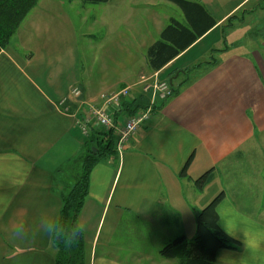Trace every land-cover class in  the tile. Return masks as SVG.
Returning a JSON list of instances; mask_svg holds the SVG:
<instances>
[{"label":"crops","instance_id":"obj_1","mask_svg":"<svg viewBox=\"0 0 264 264\" xmlns=\"http://www.w3.org/2000/svg\"><path fill=\"white\" fill-rule=\"evenodd\" d=\"M60 1L41 0L35 9L67 13V0ZM214 1L195 0L216 18L215 27L163 69L152 71L146 58L147 69L135 74L121 39L112 49L88 48L70 16V32L33 48L28 42L41 30L26 17L0 52V264H55L52 234L63 196L77 181L75 160L102 131L93 124L85 134L79 122L89 104L102 105V93L132 85L133 98L148 100L147 79L172 80L180 92L157 103L118 159L92 169L79 215L87 264H175L160 250L176 234L187 235L175 226L185 212L194 215L199 207L193 202L207 189L198 191L189 177L212 168L211 185L225 193L217 208L220 225L241 242L238 250H219L215 264H264V40L247 43L245 52L231 50L225 29L247 28H241L245 20L232 27L226 20L251 0H239L220 16L210 7ZM106 11L113 12L112 25L126 20L122 9ZM229 38L235 45L237 34ZM90 52L92 67L83 61ZM211 57L214 65L196 68ZM73 88L81 90L79 97ZM189 159L188 175L181 176Z\"/></svg>","mask_w":264,"mask_h":264},{"label":"trees","instance_id":"obj_2","mask_svg":"<svg viewBox=\"0 0 264 264\" xmlns=\"http://www.w3.org/2000/svg\"><path fill=\"white\" fill-rule=\"evenodd\" d=\"M67 1L72 2L75 0ZM80 1L83 5H100L111 0ZM168 1L177 4L182 9L187 24L172 18L171 22L162 30L160 38L148 47L147 62L150 69L155 72L163 69L218 23L216 18L200 2L191 0ZM39 2L40 0H0V52L10 45L26 17ZM248 13L250 12L244 11L240 18L236 14L229 16L226 20L227 26L232 27L235 21L243 22L244 16ZM215 62H217V59L211 57L210 60L198 64L196 68L202 65H214ZM190 72L191 70L185 71L186 74ZM171 86L173 92L170 97L178 94L181 88V86L174 87L173 83H171ZM144 97L142 95L140 98L124 101L117 109H114L111 113L115 123L119 124V118L122 115L128 118L145 110L150 105L151 95L149 94L148 100H145ZM166 100H163L162 103ZM101 129L102 131L98 133L97 140L95 142L88 141L85 144L83 153L75 160L77 181L69 192L63 196V205L52 234L55 264L88 263L85 233H82L78 240L71 245H67L65 242L75 239L78 230L82 229L79 225V215L89 194L92 169L100 162L118 159L121 152L118 149L119 137L115 130L113 128L108 131ZM190 161L191 159L186 163L180 174L181 176L188 175L187 170ZM214 178V168L196 179L189 177L194 181L195 187L199 191H203L210 185ZM224 198L225 193L220 192L204 208H195L196 233L192 237L181 235L167 242L160 250L161 257L174 259L176 260L175 264H215L219 250L240 249L241 242L231 237L220 225L217 208Z\"/></svg>","mask_w":264,"mask_h":264},{"label":"rangeland","instance_id":"obj_3","mask_svg":"<svg viewBox=\"0 0 264 264\" xmlns=\"http://www.w3.org/2000/svg\"><path fill=\"white\" fill-rule=\"evenodd\" d=\"M238 1L239 0H215L213 2L214 4L210 7H213L211 9L215 15L220 16ZM60 2L62 3V0ZM56 4L57 3L54 5ZM108 6L115 7L116 9H122L126 14V20L123 18L121 24H110L111 19L109 17V13L113 12L106 11ZM38 8H34L36 11L33 9L32 12H34V14L29 13L27 19L29 20L30 24L39 23L41 30V32L37 33L38 35L34 33L31 36V41L28 42L30 46L33 48L35 46H40V41L44 40L46 37L48 39L53 37L54 39L56 38V40L57 38H61L71 31L70 23L72 22L70 19L72 18V21L75 23V34L78 40L81 41V43H86L88 48H92L93 46L96 48H102L103 46L112 49L117 44L115 42H118L121 39L123 45L127 47L129 52L128 55L133 56V60H130L129 62L127 61V68L131 69V73L133 74L137 73L141 68H144L145 70L147 69L145 64L147 50L153 41H156L160 38L159 30L168 25L172 18L182 22L184 20V13L182 9L177 4L168 0H114L111 5H108V3L100 5H83L80 0H75L72 2L67 1L65 4L67 13H64L62 10L59 12V14L53 10L49 11H53L54 13H49L42 7L40 9ZM244 11L250 12L244 16L245 21L243 22V27H241H245L247 29H225V34L227 36V41L225 43L230 47L231 50H236L239 52L246 51L247 43L249 44L253 41H258L259 43L260 41L264 40V0H251L235 14L238 18H240ZM31 14H33V17ZM33 18H35V20H33ZM234 23L235 25H238L240 22L235 21ZM217 32L221 34V29ZM234 33L237 34L238 40L236 41L235 45H232L229 35ZM219 46L222 47V43ZM107 55L109 58L113 57L111 53H108ZM94 56L95 55L93 52H90L88 57L84 54L83 61L92 67ZM86 66L80 65V68L85 69ZM84 71L85 70H83V72ZM192 74L193 73L190 72L189 75L191 76ZM189 75L186 76L190 77ZM181 78L185 79L186 77L185 75H182ZM153 81V79H147L144 80L143 83L147 85L152 84ZM131 88H133L132 85ZM147 94L149 95L150 92H147ZM206 188L207 189L205 192L197 195V200H195L196 202H193L194 206L197 205V207H199L197 209H202L205 207L200 206L201 199L202 201H204V198L207 199L208 204L209 201H211L216 195L220 193V191H217L215 185L212 186L210 184ZM185 209L187 211V207L183 210ZM175 227H177L178 230L176 231L179 233H181L180 231H184L189 237H192L196 233V219L192 211L188 215L187 212H185L182 217V222ZM179 227H184V229L181 230ZM178 235L179 234H176L174 238L178 237ZM167 241L169 242L170 240ZM166 243L163 245H166Z\"/></svg>","mask_w":264,"mask_h":264},{"label":"built area","instance_id":"obj_4","mask_svg":"<svg viewBox=\"0 0 264 264\" xmlns=\"http://www.w3.org/2000/svg\"><path fill=\"white\" fill-rule=\"evenodd\" d=\"M131 90V86H125L115 92L102 93L99 96L100 100L103 102L102 105L97 106L89 104L88 115L79 122L82 131L87 134L91 124L99 125L105 131L113 128L119 137L118 149L122 151L130 138L138 132L141 125L151 118L155 104L159 101L168 99L173 92L171 82L167 80H156L153 84L145 85L144 91L146 93L150 92L151 95L150 105L145 110L126 118L121 124H117L111 112L123 104L124 101L133 99ZM71 93L77 98L80 96L81 90L79 88H73Z\"/></svg>","mask_w":264,"mask_h":264},{"label":"clouds","instance_id":"obj_5","mask_svg":"<svg viewBox=\"0 0 264 264\" xmlns=\"http://www.w3.org/2000/svg\"><path fill=\"white\" fill-rule=\"evenodd\" d=\"M85 231H86V227H85V228H82V229H79L78 232H77V236H76V238L73 239V240H68V241H66L65 243H66L67 245H71V244L75 243V242L78 240L79 236H80L82 233H84Z\"/></svg>","mask_w":264,"mask_h":264},{"label":"water","instance_id":"obj_6","mask_svg":"<svg viewBox=\"0 0 264 264\" xmlns=\"http://www.w3.org/2000/svg\"><path fill=\"white\" fill-rule=\"evenodd\" d=\"M171 83H172V80H171Z\"/></svg>","mask_w":264,"mask_h":264}]
</instances>
